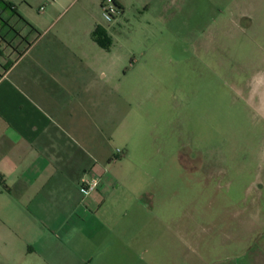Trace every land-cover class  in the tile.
Masks as SVG:
<instances>
[{
  "label": "rangeland",
  "instance_id": "1",
  "mask_svg": "<svg viewBox=\"0 0 264 264\" xmlns=\"http://www.w3.org/2000/svg\"><path fill=\"white\" fill-rule=\"evenodd\" d=\"M3 1L44 27L59 14L50 33L65 26L70 48H101L93 19L111 38L100 61L116 66L119 163L103 218L118 225L87 241L94 264H106L108 248L111 264H130V254L146 264L143 254L264 253V0H120L110 22L106 0H57L55 10ZM10 16L14 25L6 8Z\"/></svg>",
  "mask_w": 264,
  "mask_h": 264
},
{
  "label": "crops",
  "instance_id": "2",
  "mask_svg": "<svg viewBox=\"0 0 264 264\" xmlns=\"http://www.w3.org/2000/svg\"><path fill=\"white\" fill-rule=\"evenodd\" d=\"M46 1L50 9L58 7L57 0ZM5 9L0 8V264H94L98 253L87 254V241L118 225L103 218L119 163L112 149L118 95L110 82L116 66L100 61L102 51L109 53L110 48H81L85 42L70 48L61 35L65 26L50 33L59 14L48 13L51 21L44 27L22 13L31 29L19 17L8 25L12 17H2ZM93 20L92 32L100 25ZM46 36L51 39L43 43ZM84 178H95L97 187L83 192ZM129 228L133 231V224ZM110 238L106 236L107 244ZM63 242L74 245L72 255L65 249L59 254L57 243ZM108 249L99 255L111 264ZM129 256L130 264H142L134 254ZM138 260L264 264V253L170 252L143 254Z\"/></svg>",
  "mask_w": 264,
  "mask_h": 264
},
{
  "label": "trees",
  "instance_id": "3",
  "mask_svg": "<svg viewBox=\"0 0 264 264\" xmlns=\"http://www.w3.org/2000/svg\"><path fill=\"white\" fill-rule=\"evenodd\" d=\"M114 5L117 7V8H120L122 9L121 5L117 3L116 0H112ZM0 4L3 5V7H6L7 9L11 10L13 14L17 15L22 21H24L25 24L27 25H30L26 20H24L17 12L16 8L6 2V1H3V0H0ZM31 29H33V27L30 25ZM91 37L93 39V41L98 45L100 46L101 48L103 49H109V46H110V36L108 35L107 31L105 28H103L102 26L100 25H96L95 29L93 30L92 34H91ZM1 39H3L1 37Z\"/></svg>",
  "mask_w": 264,
  "mask_h": 264
},
{
  "label": "built area",
  "instance_id": "4",
  "mask_svg": "<svg viewBox=\"0 0 264 264\" xmlns=\"http://www.w3.org/2000/svg\"><path fill=\"white\" fill-rule=\"evenodd\" d=\"M108 3L105 5L101 6L102 10V16L103 18L110 22L114 19V15L117 12L118 8L114 5L112 0H106ZM40 10L42 9V6L39 8ZM119 150H117L118 152ZM98 185V182L95 178H88V179H83L81 182V188L83 192H90L94 190Z\"/></svg>",
  "mask_w": 264,
  "mask_h": 264
}]
</instances>
